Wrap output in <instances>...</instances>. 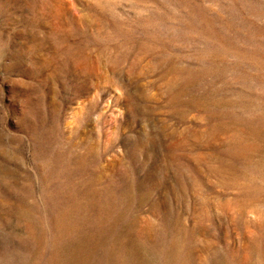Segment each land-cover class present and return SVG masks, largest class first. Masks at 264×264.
<instances>
[{
  "label": "rangeland",
  "instance_id": "rangeland-1",
  "mask_svg": "<svg viewBox=\"0 0 264 264\" xmlns=\"http://www.w3.org/2000/svg\"><path fill=\"white\" fill-rule=\"evenodd\" d=\"M0 264H264V0H0Z\"/></svg>",
  "mask_w": 264,
  "mask_h": 264
},
{
  "label": "bare ground",
  "instance_id": "bare-ground-1",
  "mask_svg": "<svg viewBox=\"0 0 264 264\" xmlns=\"http://www.w3.org/2000/svg\"><path fill=\"white\" fill-rule=\"evenodd\" d=\"M102 205H105V203H102Z\"/></svg>",
  "mask_w": 264,
  "mask_h": 264
}]
</instances>
